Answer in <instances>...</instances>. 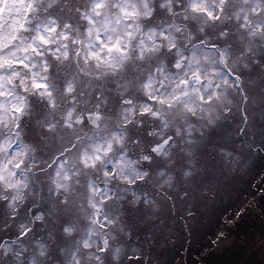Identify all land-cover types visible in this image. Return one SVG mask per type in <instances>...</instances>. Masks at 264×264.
Listing matches in <instances>:
<instances>
[{"label":"snow or ice","instance_id":"6c2138e0","mask_svg":"<svg viewBox=\"0 0 264 264\" xmlns=\"http://www.w3.org/2000/svg\"><path fill=\"white\" fill-rule=\"evenodd\" d=\"M236 145L264 167V0H0V264H145L128 222Z\"/></svg>","mask_w":264,"mask_h":264},{"label":"rangeland","instance_id":"374dc122","mask_svg":"<svg viewBox=\"0 0 264 264\" xmlns=\"http://www.w3.org/2000/svg\"><path fill=\"white\" fill-rule=\"evenodd\" d=\"M237 127L233 126L232 135L237 137ZM239 157H225L217 154L213 166L204 170L202 167L198 174L197 183L200 185L190 196L184 197L186 205H182L179 211L172 209L171 217L168 209L172 202L160 198V203L164 211L152 217H145L143 223L138 219L128 222L130 231L136 232L138 228H148V234L137 236L130 241L133 247L143 249V255L147 258V264H202L209 260L207 253L217 254L222 250L237 245L235 232L244 229L243 221H255L257 217L256 209L244 204V194L253 185L261 184L264 187V167L260 163L248 167L243 163L245 150L242 146L236 145ZM203 159V158H202ZM178 194L173 192L175 198ZM179 195H183L180 193ZM228 211L232 214L227 217L228 221H233L230 226L225 222L223 229H218L221 216ZM190 212H196L197 217H191ZM196 221L193 228L192 221ZM189 225V230H185V224ZM240 226V227H238ZM5 226L0 224V235H6ZM12 229L8 228L7 232ZM223 233V234H221ZM14 238V237H11ZM121 239H124L121 237ZM250 237H239L238 243H245L249 248H253ZM43 242V241H41ZM260 252H264V245ZM55 255L53 249H49ZM27 255H31L28 253ZM260 255V253H259ZM7 257H5V260ZM48 264H51L49 260Z\"/></svg>","mask_w":264,"mask_h":264},{"label":"trees","instance_id":"16d2710c","mask_svg":"<svg viewBox=\"0 0 264 264\" xmlns=\"http://www.w3.org/2000/svg\"><path fill=\"white\" fill-rule=\"evenodd\" d=\"M252 188L248 190L247 193L240 195V198L244 196L246 199L244 204L248 207V211L251 208L256 209L257 217H254L255 221L248 222L247 220L243 223L244 229L238 230L235 232L236 244L235 246L231 245L230 247L222 250L220 253H207L209 264H253V261H258L259 253L263 249L264 245V187L262 185L256 184L253 185V182L250 183ZM240 227V226H238ZM247 236L250 237V241L253 242V248H249L245 243H238L239 237ZM204 258L202 259V264L204 263Z\"/></svg>","mask_w":264,"mask_h":264},{"label":"clouds","instance_id":"9594fccd","mask_svg":"<svg viewBox=\"0 0 264 264\" xmlns=\"http://www.w3.org/2000/svg\"><path fill=\"white\" fill-rule=\"evenodd\" d=\"M232 214V211H228V212H225L221 218H220V221H219V224H218V229H223L224 228V225H225V222H227L230 226L233 224V221H228L227 220V217L230 216ZM191 217H197V213L196 212H192L190 214ZM192 225H193V228H195L196 226V221L193 220L192 221ZM185 230L188 231L189 230V225L186 223L185 224ZM223 234V233H221ZM264 243V242H262ZM145 264H147V258L145 257ZM253 264H264V252H260V255H259V259L258 261H253Z\"/></svg>","mask_w":264,"mask_h":264}]
</instances>
